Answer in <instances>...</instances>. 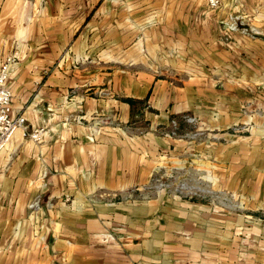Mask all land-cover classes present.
Here are the masks:
<instances>
[{"label":"crops","instance_id":"crops-1","mask_svg":"<svg viewBox=\"0 0 264 264\" xmlns=\"http://www.w3.org/2000/svg\"><path fill=\"white\" fill-rule=\"evenodd\" d=\"M12 55L0 264H264V0H0Z\"/></svg>","mask_w":264,"mask_h":264},{"label":"built area","instance_id":"built-area-1","mask_svg":"<svg viewBox=\"0 0 264 264\" xmlns=\"http://www.w3.org/2000/svg\"><path fill=\"white\" fill-rule=\"evenodd\" d=\"M212 6H219L221 0H208ZM235 17L228 21V27L235 29L238 27ZM245 30H247L245 28ZM14 61V55L8 56L6 60L0 65V151L4 149L12 135L18 130L22 129L25 136L31 137L34 140H40L45 127L39 126L29 129L24 114L12 115V91L8 87L7 80L9 76V69L11 63ZM187 120L195 121V117L187 115ZM174 127L177 126V121L172 119ZM175 133V130L173 131ZM154 186L157 188H167L170 191L179 194L193 196V195H208L212 192L209 184L195 178H186L185 176H177L174 172L155 177ZM32 207H39V200L36 199L30 204Z\"/></svg>","mask_w":264,"mask_h":264}]
</instances>
